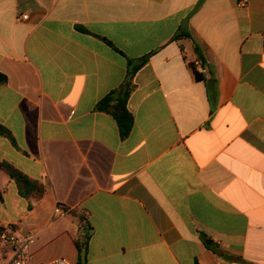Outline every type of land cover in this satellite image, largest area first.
Listing matches in <instances>:
<instances>
[{"label": "crops", "instance_id": "1", "mask_svg": "<svg viewBox=\"0 0 264 264\" xmlns=\"http://www.w3.org/2000/svg\"><path fill=\"white\" fill-rule=\"evenodd\" d=\"M144 57L124 139L96 106ZM0 74V162L46 188L0 170V232L35 263L264 264V0H0Z\"/></svg>", "mask_w": 264, "mask_h": 264}, {"label": "trees", "instance_id": "2", "mask_svg": "<svg viewBox=\"0 0 264 264\" xmlns=\"http://www.w3.org/2000/svg\"><path fill=\"white\" fill-rule=\"evenodd\" d=\"M195 51L198 56V61L202 64H206L204 54L198 45L195 46ZM149 57L142 59H128V76L125 83L117 90L112 91L104 99H102L96 106V110L99 112L107 113L114 117L117 121L121 137L127 138L134 126V117L129 111L128 102L135 90L134 78L137 72L142 69L148 63ZM199 62L191 63L195 78L199 81L204 80V74L198 70ZM7 81V77L0 74V84H4ZM0 135H8V132L0 127ZM0 170L8 174V176L16 182L19 188V193L22 197L31 198L34 197L37 200H41L46 194V188L39 182L29 178L13 165L0 162ZM2 198L0 193V199ZM87 239H80L77 241V245L80 251L86 248L88 242Z\"/></svg>", "mask_w": 264, "mask_h": 264}, {"label": "built area", "instance_id": "3", "mask_svg": "<svg viewBox=\"0 0 264 264\" xmlns=\"http://www.w3.org/2000/svg\"><path fill=\"white\" fill-rule=\"evenodd\" d=\"M245 2V1H244ZM27 19V16H22L18 20ZM65 212L60 209H55V216H64ZM31 239L20 236L15 231L4 230L0 232V247L11 249L13 251V257L7 264H71L65 258H59L45 263H34L31 252L30 244Z\"/></svg>", "mask_w": 264, "mask_h": 264}, {"label": "rangeland", "instance_id": "4", "mask_svg": "<svg viewBox=\"0 0 264 264\" xmlns=\"http://www.w3.org/2000/svg\"><path fill=\"white\" fill-rule=\"evenodd\" d=\"M35 263V262H34Z\"/></svg>", "mask_w": 264, "mask_h": 264}]
</instances>
